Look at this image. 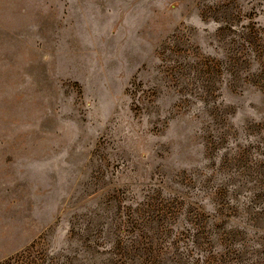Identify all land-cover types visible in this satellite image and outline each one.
Wrapping results in <instances>:
<instances>
[{"label": "rangeland", "instance_id": "obj_1", "mask_svg": "<svg viewBox=\"0 0 264 264\" xmlns=\"http://www.w3.org/2000/svg\"><path fill=\"white\" fill-rule=\"evenodd\" d=\"M0 264H264V0H0Z\"/></svg>", "mask_w": 264, "mask_h": 264}]
</instances>
